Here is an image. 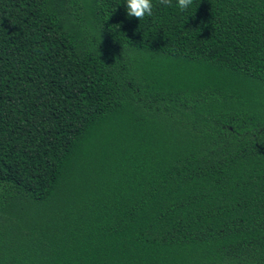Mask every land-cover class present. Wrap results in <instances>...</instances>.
I'll list each match as a JSON object with an SVG mask.
<instances>
[{"label":"trees","instance_id":"trees-1","mask_svg":"<svg viewBox=\"0 0 264 264\" xmlns=\"http://www.w3.org/2000/svg\"><path fill=\"white\" fill-rule=\"evenodd\" d=\"M0 0V264H264V0Z\"/></svg>","mask_w":264,"mask_h":264},{"label":"clouds","instance_id":"clouds-1","mask_svg":"<svg viewBox=\"0 0 264 264\" xmlns=\"http://www.w3.org/2000/svg\"><path fill=\"white\" fill-rule=\"evenodd\" d=\"M159 3L165 6H171L172 0H159ZM193 3V0H178L177 6L180 10H187ZM127 15L135 17L139 21L145 17L153 15V2L152 0H127Z\"/></svg>","mask_w":264,"mask_h":264}]
</instances>
